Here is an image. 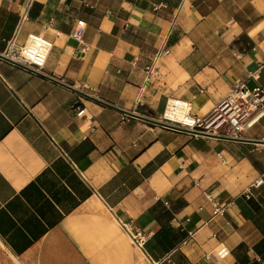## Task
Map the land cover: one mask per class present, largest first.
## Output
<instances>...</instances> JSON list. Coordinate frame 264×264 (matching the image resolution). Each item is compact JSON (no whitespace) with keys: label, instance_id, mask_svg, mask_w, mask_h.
<instances>
[{"label":"crops","instance_id":"0c3cea01","mask_svg":"<svg viewBox=\"0 0 264 264\" xmlns=\"http://www.w3.org/2000/svg\"><path fill=\"white\" fill-rule=\"evenodd\" d=\"M29 4L19 41L53 47L42 73L0 59V264H264V116L244 140L152 122L264 88V0H0V53Z\"/></svg>","mask_w":264,"mask_h":264},{"label":"built area","instance_id":"2783aa9c","mask_svg":"<svg viewBox=\"0 0 264 264\" xmlns=\"http://www.w3.org/2000/svg\"><path fill=\"white\" fill-rule=\"evenodd\" d=\"M29 7L30 4L21 13L16 29L12 36L5 40V49L1 53L33 72L42 73L52 50L53 40L43 33L28 32L24 41H19L23 23L28 19ZM71 37L82 43V30L74 31ZM156 59L157 57H154L144 66L147 78L154 70ZM263 116L264 88L261 86L250 88L244 81H241L232 86L229 94L206 117L193 115L190 103L187 101L172 99L168 102L162 119L159 121L164 122L167 127L183 130L194 136L244 140L246 131L251 129ZM252 185L256 187L264 185V175H261ZM119 222L132 244L142 249L147 240V235L142 229L133 220ZM229 253L228 247L220 244L215 252L216 261L224 259ZM207 257L211 258V255ZM216 261L215 264H217Z\"/></svg>","mask_w":264,"mask_h":264},{"label":"water","instance_id":"95a60500","mask_svg":"<svg viewBox=\"0 0 264 264\" xmlns=\"http://www.w3.org/2000/svg\"><path fill=\"white\" fill-rule=\"evenodd\" d=\"M0 59L5 60V61H8V62L13 63V64H16V65L19 66V67H23V68H25V69H28V68H26V67H24V66H22V65H20V64H17L16 61L14 62V61H12L11 59L5 57L2 53H0ZM28 70H30V69H28ZM74 90H75L76 92H78L80 95H82V96H84V97H87L88 99H91V100L97 101V102H99V103H101V104H103V105H106V106H108V107H112V108H114V109H117V110L121 111L122 113L126 114V116H127V115H130V116H139V115H136V114H134V113H132V112H130V111H126V110L121 109V108H119V107H117V106H114V105H112V104H110V103H107V102H105V101H103V100H101V99H99V98H97V97H94V96H92V95H89V93H86V92H84V91H81V90H79V89H74ZM152 122L167 127V126L164 124V122L162 123L161 121H155V120L152 121ZM228 139H232V138H228ZM255 142H263V141L256 140Z\"/></svg>","mask_w":264,"mask_h":264}]
</instances>
